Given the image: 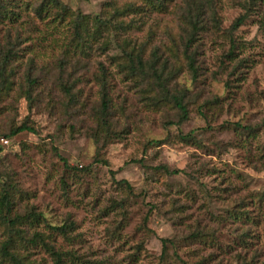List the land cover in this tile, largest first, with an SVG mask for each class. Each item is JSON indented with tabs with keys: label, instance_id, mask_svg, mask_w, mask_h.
I'll list each match as a JSON object with an SVG mask.
<instances>
[{
	"label": "rangeland",
	"instance_id": "1",
	"mask_svg": "<svg viewBox=\"0 0 264 264\" xmlns=\"http://www.w3.org/2000/svg\"><path fill=\"white\" fill-rule=\"evenodd\" d=\"M61 1L91 19L145 10L140 0ZM189 2L127 13L129 31L89 38L81 53L70 17L46 6L40 17L43 0H0V57L14 55L0 92V194L9 187L11 216L26 217L20 236L0 219V264H12L10 239L26 264H56L45 244L61 264H264V0L233 34L244 0H214L218 25L208 11L189 50L196 77L181 42ZM125 46L169 59L164 75L171 94L185 92L187 120L154 105L158 88L125 68ZM103 78L108 131L97 119ZM23 124L36 133L6 137Z\"/></svg>",
	"mask_w": 264,
	"mask_h": 264
},
{
	"label": "trees",
	"instance_id": "2",
	"mask_svg": "<svg viewBox=\"0 0 264 264\" xmlns=\"http://www.w3.org/2000/svg\"><path fill=\"white\" fill-rule=\"evenodd\" d=\"M143 3V7L145 10L142 11L141 7L135 8L133 5H129L122 10H115V13L111 16L102 18L100 16H96L91 19L89 16H85L81 13H73L61 0H43V4L38 7L37 13L40 17L44 16V7H48L46 13H51L55 11L57 14V18L61 21H64L67 17H70L72 20V31H73V41L76 42L75 48L80 49L81 53H85V46H88L87 42L89 38L93 41H97L99 38H103L104 36L111 33V29L119 30L122 32L129 31L133 26L125 23L122 17H125L127 13H138L145 14L146 11H158V12H167L168 4L173 0H140ZM214 0H190L189 3L186 4L185 8H182V31L184 37H181L182 45L185 47L184 55L188 60V66L191 73L196 77L197 68L195 67V57L189 53V50L193 43L196 41L197 36L205 29L206 17L208 15V11H210L211 19L216 25H218V20L216 18L215 10L213 9ZM258 0H244L241 3L242 8L245 10V14L239 17L231 26L230 32L233 34L235 31L239 29V27L248 19L249 13L254 7L257 6ZM54 13V12H53ZM118 16V18H117ZM90 21L92 25L90 24ZM116 21V22H115ZM260 28L264 30V21L261 22ZM91 33V30H93ZM96 43V42H92ZM110 40L104 44V46L108 47ZM232 48L235 47L234 41L231 39ZM129 48V45H128ZM124 54V58L128 65L125 64V68L129 69L132 75L140 76L143 81L149 82L150 91H155L156 87L158 88V96L152 98V102L154 105L160 104L163 101L166 103H171L174 105L176 109L179 110L181 116V122L188 119V108L185 105V92H178L176 94H171L168 87V76L164 75V72L167 70V66L169 65V59L161 62L160 58L156 51L152 53V58L146 59L144 57V49L141 47L139 51L136 49H132L130 51L127 50V46L121 48ZM232 52V51H231ZM13 55L12 53H10ZM10 54H5L0 57V92H3L6 89H10V80L6 75L7 66L10 61ZM14 58V55L12 56ZM151 79V80H150ZM102 79L101 82V94L102 101L101 107L97 116L100 121V124L106 128L108 131L110 129V113H111V99L109 98V91L106 89V83ZM32 84L35 83V80H30ZM61 88L63 91L69 96L70 102L75 100V97H72L71 91L66 84L61 83ZM31 92L28 89L26 92V97L30 101L31 100ZM29 132L36 133L35 128L23 124L20 127L11 131V133L6 137H13L20 133ZM152 145H159L160 142L152 141ZM105 164V162H103ZM67 166V165H66ZM167 173L173 174L177 172H169L166 169ZM126 183V182H125ZM128 185V184H127ZM130 188V187H128ZM12 195L9 187L2 186L1 194H0V219L2 222L7 224L10 228L12 234H16L17 236L21 235L19 229H17V225L24 222L26 217L15 216L12 217ZM55 231L60 232V234L65 235L67 232L66 227H55L53 228ZM39 238V235H35ZM34 240V239H33ZM32 240V241H33ZM36 244V243H34ZM12 245V239L7 240L2 246L3 256L6 257L12 264H26L22 258H20L17 254H14L10 251V246ZM49 251H51L53 257H55L56 264L62 263L61 254L55 250L53 246L44 245Z\"/></svg>",
	"mask_w": 264,
	"mask_h": 264
}]
</instances>
